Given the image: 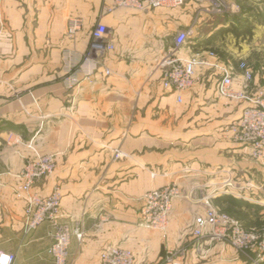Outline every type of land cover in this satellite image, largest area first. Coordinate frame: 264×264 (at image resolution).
Wrapping results in <instances>:
<instances>
[{"label": "crops", "instance_id": "obj_1", "mask_svg": "<svg viewBox=\"0 0 264 264\" xmlns=\"http://www.w3.org/2000/svg\"><path fill=\"white\" fill-rule=\"evenodd\" d=\"M112 5L0 0V251L14 253V264H55L49 252L53 225L46 221L26 232L25 201L18 195L25 162L38 152L54 153L56 168L31 192L46 196L58 188L59 222L83 231L82 237L72 233L68 264H100V253L111 244L132 250L136 264H161L182 247L183 264H243L246 259L229 244L195 239L193 230L208 203L228 210L223 199L230 197L259 205L241 209L263 221L264 186L257 183L264 165L231 131L247 103L218 94L221 69L213 66L232 70L236 90L262 86L257 76L247 85L239 67L250 37L227 31L237 14L200 13L195 2L103 13ZM70 17L84 21L74 38L66 35ZM99 20L115 45L106 58L113 73L68 89L67 71L87 51ZM188 28L193 35L178 54L208 64L196 67L198 82L179 101L163 86V61L178 32ZM172 183L181 195L168 229L142 226L144 194Z\"/></svg>", "mask_w": 264, "mask_h": 264}, {"label": "built area", "instance_id": "obj_2", "mask_svg": "<svg viewBox=\"0 0 264 264\" xmlns=\"http://www.w3.org/2000/svg\"><path fill=\"white\" fill-rule=\"evenodd\" d=\"M188 2L199 5V12L209 15H231L240 12V6L226 0H113V5L104 8L103 13L112 12L116 8H132L138 10L168 8L175 9ZM84 21L80 17L68 19L66 35L74 38L83 28ZM91 40L87 51L81 59L69 67L64 83L68 89H75L83 84L94 85L98 73L107 77L113 73L106 64L109 52L115 48L109 38V28L101 20L91 29ZM193 35V29L179 31L175 38V48L167 55L164 64L163 86L167 90L178 93L182 101V93L190 90L197 82L196 67L208 64L198 56L182 57L178 54L187 40ZM210 55L216 56L214 51ZM214 67L221 69V79L217 85L218 94L233 100L245 101L247 106L241 116L231 125L234 140L251 148V156L264 165V86L255 91L234 88V76L227 66ZM239 67L247 85L254 81L253 71L241 62ZM119 152L117 156H119ZM56 168L54 153H35L25 162L22 177L23 184L18 195L25 201V229L33 231L40 224L49 221L53 225L52 244L49 252L55 264H68L67 256L72 233L82 237L83 231H74L67 224L59 222L61 211V194L58 188L46 196L31 192L33 185L51 174ZM264 186V174L261 183ZM181 195L180 187L168 184L148 190L143 197L141 209V225L149 229L166 231L170 223V215L174 200ZM195 239L209 236L215 241L229 244L237 252L246 254L243 264H261L264 261V227L247 228L236 217L221 212L211 203L207 204L203 214L196 216L193 230ZM187 251L185 247L173 250L161 264H183ZM15 254L0 251V264H14ZM100 264H136L135 253L118 245H108L100 253Z\"/></svg>", "mask_w": 264, "mask_h": 264}, {"label": "rangeland", "instance_id": "obj_3", "mask_svg": "<svg viewBox=\"0 0 264 264\" xmlns=\"http://www.w3.org/2000/svg\"><path fill=\"white\" fill-rule=\"evenodd\" d=\"M226 1L231 4L239 5L240 6L239 14L242 13L241 14L242 16L245 14L252 18L251 20L253 21L254 31H253V36L247 40L249 51L248 54L245 56V58L243 60H240V63L245 62L246 65L253 71L254 79L255 76H257L260 85L264 86V0L248 1L243 4L241 3L239 4L237 2L233 3L229 0ZM239 14L237 13V15ZM233 15L237 16L236 14H231V15L226 14L224 16L226 17L229 16V18H232L234 17ZM215 207L218 208L216 205ZM234 207L236 206L234 205ZM218 210L236 217L234 213L222 207L218 208ZM254 217H258V215L255 213ZM262 219L264 221V217H262ZM185 250L187 251V248H185ZM239 253L245 259H247L246 254L241 252Z\"/></svg>", "mask_w": 264, "mask_h": 264}, {"label": "trees", "instance_id": "obj_4", "mask_svg": "<svg viewBox=\"0 0 264 264\" xmlns=\"http://www.w3.org/2000/svg\"><path fill=\"white\" fill-rule=\"evenodd\" d=\"M242 14V13H241ZM239 14L237 17H235V22H232L227 31L233 32L236 36H243L245 37H252L253 36V21L249 17L242 18V15ZM223 200L229 201L230 207L228 210L235 214L236 218H238L245 227L251 228H261L264 227V221H257L254 222L247 211L241 209L242 206L246 207H253L260 208L259 205H252L247 201L244 200H236L234 197L225 198ZM237 206V207H234ZM264 264V261L261 263Z\"/></svg>", "mask_w": 264, "mask_h": 264}]
</instances>
